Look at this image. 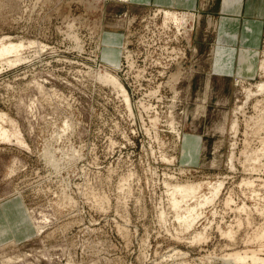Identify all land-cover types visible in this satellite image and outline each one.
I'll return each mask as SVG.
<instances>
[{"label": "rangeland", "instance_id": "obj_1", "mask_svg": "<svg viewBox=\"0 0 264 264\" xmlns=\"http://www.w3.org/2000/svg\"><path fill=\"white\" fill-rule=\"evenodd\" d=\"M203 1L187 10L0 0V39L26 45L25 61L0 67V126L20 135L0 141V264H233L227 255L245 250L264 258V123L260 136L248 127L259 114L264 122V30L249 77L215 75L206 20L222 12L219 0ZM158 9L193 26L177 32ZM102 71L126 88L129 106L97 80ZM246 90L258 95L244 104ZM257 149L263 158L250 163ZM176 181L223 184L188 231L166 199Z\"/></svg>", "mask_w": 264, "mask_h": 264}, {"label": "bare ground", "instance_id": "obj_2", "mask_svg": "<svg viewBox=\"0 0 264 264\" xmlns=\"http://www.w3.org/2000/svg\"><path fill=\"white\" fill-rule=\"evenodd\" d=\"M157 14H162L163 15V23L166 25L168 23L174 25L176 27V31L178 32L179 30L181 31H184L187 29V28H191L193 25H191L193 23L194 20H189L187 19V16L185 15V13H178V12H170V11H166V10H161V9H158L155 13V15ZM190 17V16H188ZM163 24V25H164ZM212 23L209 22V26L211 25ZM72 27V26H71ZM174 27V28H175ZM89 28V27H88ZM191 30V29H190ZM68 31V30H67ZM70 32V31H69ZM181 34V33H179ZM69 35V34H68ZM71 37V36H69ZM76 37V36H74ZM7 38V37H6ZM5 38V40H6ZM77 39V38H75ZM5 40H2L0 39V67L3 66V63L4 65H8L9 67H12V66H16L17 64H20L23 60L25 61V59H23V56L21 57L20 55V52L25 48V43L24 41L22 42H11V41H5ZM8 40V39H7ZM77 41V40H75ZM79 42V41H78ZM29 43V42H28ZM31 43V41H30ZM34 43V42H33ZM32 43V44H33ZM37 44V43H36ZM39 44V43H38ZM29 45V44H28ZM30 46V45H29ZM35 46V44L33 45V47ZM31 47V46H30ZM40 47V45H39ZM38 47V48H39ZM32 48V47H31ZM43 49V48H42ZM26 50V49H25ZM38 52V51H37ZM173 52V51H172ZM24 54V53H23ZM22 54V55H23ZM39 54V53H38ZM128 55V54H127ZM11 58V59H9ZM25 58V57H24ZM129 58V56H128ZM128 58L126 57V59L128 60ZM264 61V60H263ZM128 62V61H127ZM155 64V63H154ZM262 64V62H261ZM130 66V65H129ZM133 66V65H132ZM131 66V67H132ZM264 65H261L260 66V69L262 71L263 70V67ZM2 69V68H1ZM264 74V72H262ZM264 77V75H263ZM97 80L99 82H102L103 84L111 87L113 90H116L118 93H120L124 98V101L126 103L127 106L128 105V98H127V94H126V88L124 89L123 85L120 83V81L117 79V77L109 74L108 72H100L98 73V76H97ZM174 79V78H173ZM171 78V81H173V84H176V82H174V79L173 80ZM170 81V83H171ZM176 81V80H175ZM175 86V85H174ZM159 88V87H157ZM256 91L257 93H261L263 94L262 92L264 91V82L262 83H259L256 85ZM159 91L156 89L152 92H150L149 94L150 95H154L156 96L157 93ZM245 102L244 104H246L247 102H249L252 98V96L254 95V93L251 91V90H246V93H245ZM255 95H258V94H255ZM254 95V96H255ZM253 96V97H254ZM205 99V98H204ZM258 102V101H257ZM204 103V101H203ZM257 105V104H256ZM142 108L143 109H149V107L147 106H144L143 104H141ZM140 106V107H141ZM203 106V105H202ZM254 106V105H253ZM245 108V107H244ZM256 108V107H255ZM152 109V108H151ZM241 108H239L238 110L240 111ZM260 111V110H259ZM264 111V110H263ZM256 112V111H255ZM156 113V112H155ZM260 113V112H259ZM258 113V114H259ZM263 113V112H262ZM261 113V114H262ZM158 116V114H157ZM4 117H6L5 115H2L0 114V119L2 120ZM243 117V115H242ZM252 117V116H251ZM168 118H171V117H168ZM249 118V117H248ZM8 119V118H7ZM250 119V118H249ZM5 120V118H4ZM158 118L157 117H154L151 122L152 124H156L158 123ZM173 121V119H172ZM170 122V126L173 128V125H174V121L173 122ZM262 123H264L262 121V115L258 116V118H256L255 120L253 118L250 119V121L248 122V127H250V130L252 132H256V134L258 133V131H260V129H262ZM178 125V124H177ZM12 126V125H11ZM264 126V125H263ZM69 127V126H68ZM237 119L233 120L232 124H231V131L233 132L234 135L237 134L238 130H237ZM65 128V127H64ZM67 128V127H66ZM246 128V127H245ZM177 135H179L178 131H176ZM260 133V132H259ZM258 133V134H259ZM261 134V133H260ZM259 134V136H260ZM245 135V134H244ZM11 136L13 137H18L20 136L19 135V132L18 133H11L9 132L8 130H5L3 129L1 126H0V141L2 140H5V141H9V139L11 140ZM254 136V135H253ZM234 137V136H233ZM246 137V136H244ZM258 137V136H257ZM259 138V137H258ZM263 140H262V149H260V152L263 154L264 153V137H262ZM7 141V142H8ZM246 141V140H245ZM244 141V142H245ZM260 142V141H259ZM248 146V145H247ZM236 147V146H235ZM234 147V148H235ZM245 147V146H244ZM232 149V148H231ZM258 150V149H257ZM259 150L258 152L253 153V155H250L247 157V160L250 161V163H253L254 164L259 160ZM243 153V152H242ZM246 152L243 153V155L245 154ZM260 153V154H261ZM233 154V153H232ZM231 154V156H232ZM260 155L262 156L263 158V155ZM241 155V154H240ZM241 155V156H243ZM230 156V157H231ZM233 157V156H232ZM231 157V158H232ZM264 159V158H263ZM167 161V160H166ZM173 161V160H172ZM232 162V161H231ZM245 162V161H244ZM258 163V162H257ZM244 164V163H243ZM253 164V166H254ZM231 165V168H233L232 166V163H230ZM251 165V164H250ZM231 171V170H230ZM253 171H255L253 169ZM172 178V177H171ZM174 178V177H173ZM177 182V181H176ZM210 182V181H209ZM166 193H167V198L168 199V205H169V208L170 210L172 211L174 218H175V221L178 222V227L181 226L182 229H184V231H188L189 229H191L193 227V225L195 224V222L197 221V219L199 218V216H201V214L199 213L200 210L211 204L215 198L217 197V195L219 194L220 192V189L222 187V182H219V183H216V184H212V183H195V182H185V183H175V184H171V183H167L166 182ZM223 188V187H222ZM206 190V192H204L203 190ZM230 199V198H229ZM228 200V199H227ZM161 205V204H160ZM212 205V204H211ZM162 209V208H161ZM166 212V211H165ZM159 214V219L161 222H164L165 221V213L163 211L160 210V212L158 213ZM171 215V214H170ZM169 216V214H168ZM167 217V216H166ZM262 217V216H261ZM158 219V220H159ZM167 219V218H166ZM163 224V223H162ZM240 224V223H239ZM3 227H0V235H1V230ZM179 228V229H181ZM261 230V229H260ZM264 231V230H263ZM262 230L260 231V237H257L259 239H261V237L263 238L264 237V232ZM229 232V231H227ZM178 233V232H177ZM200 233V232H198ZM230 233V232H229ZM256 233V232H255ZM201 234V233H200ZM200 234H197L195 236H193V240H195L197 243L198 241L202 242V239H203V235H200ZM226 234V233H224ZM223 234V235H224ZM258 234H259V231H258ZM256 233V235H258ZM228 235V233H227ZM230 235V234H229ZM256 235H254V239L256 238ZM190 237V236H189ZM192 237V236H191ZM256 238V239H257ZM252 239V240H254ZM205 240V237L204 239ZM258 240V239H257ZM256 240V241H257ZM262 240V239H261ZM260 240V241H261ZM264 240V239H263ZM193 241V242H195ZM258 240V242H260ZM244 245V244H243ZM249 251V250H248ZM259 252V251H258ZM254 253H257L254 251H249V252H245L244 253H240V251H236V253H229L230 255H227V258H229L228 260L232 261L233 264H246V261L248 259H251L252 260V263L255 261L261 263V264H264V258H259L257 257ZM143 256V255H142ZM250 260V262H251ZM231 262V263H232ZM256 262V263H257Z\"/></svg>", "mask_w": 264, "mask_h": 264}, {"label": "crops", "instance_id": "obj_3", "mask_svg": "<svg viewBox=\"0 0 264 264\" xmlns=\"http://www.w3.org/2000/svg\"><path fill=\"white\" fill-rule=\"evenodd\" d=\"M126 1L136 7L149 4L157 7L177 6L187 10L202 9L205 5L203 0ZM239 1L219 0L213 10H220L222 15L216 20L210 17L206 20L207 28L216 31L211 51V71L215 75L246 78L254 68L253 54L264 30V0H244L242 5H238ZM209 22L212 23L210 26Z\"/></svg>", "mask_w": 264, "mask_h": 264}]
</instances>
